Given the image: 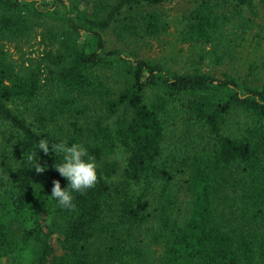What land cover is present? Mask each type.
<instances>
[{"label":"trees","instance_id":"trees-1","mask_svg":"<svg viewBox=\"0 0 264 264\" xmlns=\"http://www.w3.org/2000/svg\"><path fill=\"white\" fill-rule=\"evenodd\" d=\"M173 3L186 66L107 47L164 36ZM39 20L44 49L13 61ZM251 34L264 0H0V264H264V76L224 68ZM41 138L95 158L75 211L50 197L55 153L30 169Z\"/></svg>","mask_w":264,"mask_h":264},{"label":"rangeland","instance_id":"rangeland-1","mask_svg":"<svg viewBox=\"0 0 264 264\" xmlns=\"http://www.w3.org/2000/svg\"><path fill=\"white\" fill-rule=\"evenodd\" d=\"M259 4V0H256ZM183 3L168 4L165 8L169 9L172 14V26L170 31L161 36L160 38H147V39H134L128 38L124 41L117 39L112 31L104 33L106 39V45L108 48H121L129 52L133 56L143 58H153L162 62L165 66L172 69H180L186 66L189 59L192 56V52L195 48L186 43H181L178 39V32L180 28V15L181 10L184 8ZM262 19L260 18L259 21ZM35 30L31 36L24 38L22 41H12L7 44L12 53V60L17 62L26 61L30 57L39 56L44 49L45 44L41 43V33L46 26V20H39ZM238 53L235 59L231 60L224 66L225 70H229L236 75L244 76L246 71L249 70V66L253 62H257L259 70L264 76V44L258 47L256 39H253V34L247 35L245 40H242L241 45L238 48ZM237 120V119H235ZM180 126H174L170 128V139L180 131ZM168 135V138H169ZM179 200L182 201L183 206L186 205L188 198H186L184 191L179 190ZM157 253L161 252L162 246L154 245ZM10 264V263H8Z\"/></svg>","mask_w":264,"mask_h":264},{"label":"clouds","instance_id":"clouds-1","mask_svg":"<svg viewBox=\"0 0 264 264\" xmlns=\"http://www.w3.org/2000/svg\"><path fill=\"white\" fill-rule=\"evenodd\" d=\"M35 149H39L45 154L51 150L59 157V162L56 160L54 167L60 176L66 178L67 185L62 188L60 180L54 179L50 197L60 208L75 211L74 193L83 194L86 190L94 187L97 182L94 156L82 143H69L66 139H60L58 142L50 144L47 138H41L26 155L30 169H35L37 173L44 171L47 165H42L39 162Z\"/></svg>","mask_w":264,"mask_h":264}]
</instances>
